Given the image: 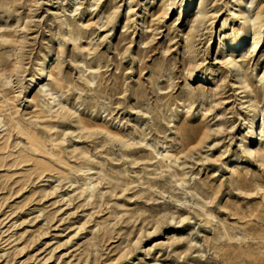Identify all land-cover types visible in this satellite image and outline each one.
<instances>
[{"label":"rangeland","instance_id":"obj_1","mask_svg":"<svg viewBox=\"0 0 264 264\" xmlns=\"http://www.w3.org/2000/svg\"><path fill=\"white\" fill-rule=\"evenodd\" d=\"M0 264H264V0H0Z\"/></svg>","mask_w":264,"mask_h":264}]
</instances>
